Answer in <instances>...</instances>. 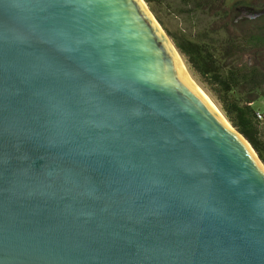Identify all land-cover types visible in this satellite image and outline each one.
I'll use <instances>...</instances> for the list:
<instances>
[{"label":"water","instance_id":"95a60500","mask_svg":"<svg viewBox=\"0 0 264 264\" xmlns=\"http://www.w3.org/2000/svg\"><path fill=\"white\" fill-rule=\"evenodd\" d=\"M142 1L0 0V264H264V161Z\"/></svg>","mask_w":264,"mask_h":264},{"label":"trees","instance_id":"16d2710c","mask_svg":"<svg viewBox=\"0 0 264 264\" xmlns=\"http://www.w3.org/2000/svg\"><path fill=\"white\" fill-rule=\"evenodd\" d=\"M146 1L190 67L214 93L228 120L264 161L260 126L264 120V21L244 27L248 18L240 19L242 9L235 10L231 0H183L182 5L180 1ZM248 5L263 10L264 0H251ZM181 14L191 23H173V16Z\"/></svg>","mask_w":264,"mask_h":264},{"label":"rangeland","instance_id":"374dc122","mask_svg":"<svg viewBox=\"0 0 264 264\" xmlns=\"http://www.w3.org/2000/svg\"><path fill=\"white\" fill-rule=\"evenodd\" d=\"M180 1V5H182L183 3V0H169V3H173V4H177L178 2ZM147 2V1H146ZM251 0H231V6L233 8L236 9H243V7L247 6L249 7ZM148 4V2H147ZM150 10L152 11V13L155 15V13L153 12V10L151 9L150 5L148 4ZM254 9H257V8H254ZM236 14H238V12H236ZM156 17V15H155ZM157 18V17H156ZM157 20L159 21V19L157 18ZM255 20V19H253ZM173 23H176L178 25H183V26H186L188 24H190L191 22L189 21V19L187 18L186 14H181L180 16H173ZM264 21V16L263 17H260L258 22H262ZM160 22V21H159ZM256 22V21H255ZM253 22L250 20V21H245L244 22V27H250L251 24ZM161 24V23H160ZM162 25V24H161ZM163 27V25H162ZM164 28V27H163ZM164 30L167 32V30L164 28ZM168 33V32H167ZM169 34V33H168ZM180 53V56H182V59L184 61V63L186 64V66L189 68V70L191 71V73L194 75V77L197 79V81L200 83V85L203 87V89L205 90V92L208 94V96L211 98V100L214 102V104H216V106L220 109V111L224 114V112L222 111L221 109V106H220V103L219 101L217 100L216 96L214 95V93L208 88L207 84L203 81V79L196 73L194 72V70L190 67L186 57L181 53V51L179 52ZM224 116L226 117V115L224 114ZM227 118V117H226ZM228 120V118H227ZM230 122V121H229ZM231 123V122H230ZM232 124V123H231ZM233 125V124H232ZM234 126V125H233ZM260 126L262 128V133H263V137H264V120H262L260 122ZM236 128V127H235ZM237 129V128H236Z\"/></svg>","mask_w":264,"mask_h":264},{"label":"flooded vegetation","instance_id":"af4514ba","mask_svg":"<svg viewBox=\"0 0 264 264\" xmlns=\"http://www.w3.org/2000/svg\"><path fill=\"white\" fill-rule=\"evenodd\" d=\"M260 11H262V10H257V9H250L249 7H244L243 9H242V13H241V15H240V19H245V18H248V20L247 21H258L259 20V18L260 17H263L264 16V13L263 14H261L260 16H258V17H250L249 16V14H252V13H254V12H260ZM253 19H255V20H253Z\"/></svg>","mask_w":264,"mask_h":264},{"label":"bare ground","instance_id":"6f19581e","mask_svg":"<svg viewBox=\"0 0 264 264\" xmlns=\"http://www.w3.org/2000/svg\"><path fill=\"white\" fill-rule=\"evenodd\" d=\"M140 3H141V5H144V2L142 1V0H140ZM153 18V17H152ZM154 20V22L156 23V25H157V27H158V29H159V31H163V29H162V27L159 25V23L157 22V20L155 19V18H153ZM169 44L172 46V48L174 49V50H176L177 51V49H176V47H175V45L173 44V42L172 41H169ZM177 54L180 56V54L177 52ZM180 58L182 59V56H180ZM183 60V59H182ZM184 62V61H183ZM216 105V104H215ZM217 107V106H216ZM218 108V107H217ZM219 109V108H218ZM219 111H220V109H219ZM221 112V111H220ZM221 114L224 116V114L221 112ZM224 118L226 119V117L224 116ZM226 121L228 122V124L231 126V128L232 129H234V127L230 124V122L226 119ZM234 131V130H233Z\"/></svg>","mask_w":264,"mask_h":264}]
</instances>
